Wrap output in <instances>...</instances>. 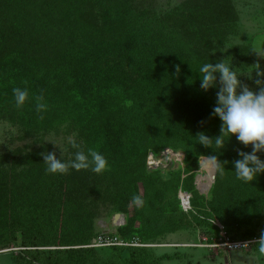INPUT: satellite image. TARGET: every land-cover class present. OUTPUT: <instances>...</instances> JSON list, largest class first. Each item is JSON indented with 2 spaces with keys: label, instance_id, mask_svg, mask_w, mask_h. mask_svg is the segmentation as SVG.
<instances>
[{
  "label": "rangeland",
  "instance_id": "374dc122",
  "mask_svg": "<svg viewBox=\"0 0 264 264\" xmlns=\"http://www.w3.org/2000/svg\"><path fill=\"white\" fill-rule=\"evenodd\" d=\"M197 1H211L210 3L229 7V17L233 15L231 19H234L235 16L236 26L229 32L227 46L238 44L249 47L256 64H244L232 54L226 55L224 50L218 61L227 59L225 62L232 64L242 84L258 92L264 87V0H133V5L144 9V21L147 19L158 22L166 9L180 3ZM38 5L50 8L52 12L41 16L43 25L35 24V6L29 5L24 24L26 32L31 34L40 28L43 36L54 42L60 32L59 24L62 32L69 30L66 23L59 21L67 16L66 11H59L60 4L54 0H39ZM12 8L16 9L14 6ZM13 9H8L10 15L17 12V9ZM17 20L19 21V17ZM58 21L60 23L57 25ZM1 26L0 24V58L6 55V51L10 52V55L19 51V36L9 37L7 41L1 38L5 33L16 34L17 26L10 29ZM47 45V57H50L51 45ZM21 46L24 47L25 44ZM42 58L46 59L45 56ZM186 65L181 72H184L186 78L190 77L192 82H198L200 87V67ZM5 74V68L0 64V100L9 90L8 83L12 82L11 79L5 78ZM49 75L51 72H48V77ZM136 76L134 72L132 77ZM257 81L261 83L258 84ZM57 84H60V80L52 83L50 81L45 91H51ZM18 87L27 89L32 104H37V98H33L37 97V94H32L34 84H27L19 78ZM164 89V92L161 91L153 98L138 91H127L123 106L120 107L121 111L99 107L102 114L113 113L108 116L110 120L120 117L122 120L118 129L123 127L124 130L121 129L118 138L114 137L115 130L103 133L98 131L97 134L102 136L98 143L89 142L93 131L82 122V119L88 118L87 114L80 119L85 129L79 130L74 124L77 113L71 112L69 117L72 119L58 121L62 116L57 104L53 105V109L43 108L37 111V122L30 125L0 115V157L6 156L5 159L11 161L10 166L19 172L34 169L36 165L46 166L44 162L31 165L29 155H34L37 161L43 160L42 153L55 152L57 158H62L69 164L67 172L72 171L70 183L80 178L95 179V176L103 179L97 193L91 197L96 200L99 212L94 221V230L100 232L99 235L138 240L143 244L139 248L150 252L148 258L152 262L264 264V258L255 259V241L259 239L261 232H264V173L259 174L252 182L238 180L231 163L239 158V150L251 152V145L246 147L243 144H230L231 140L225 138L226 141L229 140L219 152L214 143L212 147H206L198 144L197 136L190 135L191 132H204L210 138L217 136L211 133L213 130L218 133L217 127H221V121L218 116L210 115L216 104L217 88L213 87L208 91L199 88L200 97L207 101V106L198 107L199 111L194 112L196 115L179 108L175 99L168 97L167 86ZM58 96L56 98H59ZM95 97L99 103L103 95ZM27 99L26 104L29 101ZM90 103L96 104L95 98ZM2 105L0 102V108ZM8 108L10 106L2 109ZM90 108L92 111L98 109L87 107L89 111ZM150 111L166 114L153 129L149 127L147 120L144 121V116ZM134 120L138 121V127L133 125ZM217 120L219 123H216L215 127L212 122ZM72 141L77 147L72 146ZM235 145L237 150L233 149ZM89 150L99 152L106 158L107 166L103 172L95 173L91 168L80 171L70 166L77 151L88 153ZM162 152L166 154V159L160 155ZM175 154L181 156L178 161L173 158ZM211 155L218 157L221 167L223 161H228L223 168V175L218 172L217 162L211 159ZM258 155L264 160V151ZM204 159L212 163L210 171L203 169ZM116 212L122 214L118 220L120 224H114L112 221ZM93 239L89 245L93 246V250L86 253L87 264H128L130 249L100 246L96 244V238ZM20 245V236L8 246L0 245V264H16V254L22 249Z\"/></svg>",
  "mask_w": 264,
  "mask_h": 264
},
{
  "label": "trees",
  "instance_id": "16d2710c",
  "mask_svg": "<svg viewBox=\"0 0 264 264\" xmlns=\"http://www.w3.org/2000/svg\"><path fill=\"white\" fill-rule=\"evenodd\" d=\"M38 1L0 0L1 27L18 28L16 34H2V40L19 36V51L12 55L6 51L0 58L5 78L12 80L6 96L0 100L3 104L0 115L9 120L28 125L37 122V104H32L31 97L27 104L15 105L13 89L18 87L21 78L27 84H34L32 94H37L33 97L37 98V103L48 109L57 104L62 116L58 121L72 119L71 112L77 113L74 124L82 130L85 127L80 119L87 114L88 118L82 122L93 131L89 142L98 143L102 138L98 131L115 130L114 137L118 138L121 129L124 130L123 127L118 129L120 117L110 120L108 116L113 113L102 114L99 107L121 111L127 91H138L153 98L167 86L168 97L175 99L182 110L196 115L194 112L199 111L198 107L207 106V101L200 97L198 82H192L181 72L186 64L201 67L204 63L217 62L223 50L244 64H256L249 47L227 46L229 32L236 26L235 16L231 19L229 7L211 1L180 3L166 9L156 22L144 21V9L134 6L133 0H54L60 4L59 11H66L67 16L59 21L66 23L69 29L62 32L58 21L60 32L57 37L53 35L54 42L44 37L40 28L31 34L26 32L24 24L29 5L35 6V24L43 25L41 16L52 12L50 8L40 7ZM8 9L17 12L10 15ZM47 44L51 45L50 57H47ZM47 70L51 72L49 77ZM134 72L136 77H132ZM58 80L60 84L45 91L50 81ZM96 95H103L99 103ZM94 98L96 104H91ZM8 106L10 108L2 109ZM88 106L98 109L89 111ZM165 116L163 112L150 111L144 121L153 129ZM137 123L134 120L133 125L138 127ZM212 123L217 127L219 121ZM217 129L218 133L211 130V134L219 135L220 128ZM230 140V144H242L235 135ZM236 147L233 149L237 150ZM5 157H0L1 247L17 241L20 236L22 249L16 254V264H87L86 253L93 250V246H89L91 240L100 233L94 230L99 212L96 200L91 197L95 196L103 179L95 176V179L80 178L70 183L72 171L52 174L46 171L47 166L37 165L18 172ZM29 157L31 165L44 162L36 161L34 155ZM173 158L178 161L181 156L175 154ZM203 167L210 171L212 163L204 159ZM75 245L82 246L75 248ZM110 248L130 249L128 264H157L148 258L150 252L139 246Z\"/></svg>",
  "mask_w": 264,
  "mask_h": 264
},
{
  "label": "clouds",
  "instance_id": "9594fccd",
  "mask_svg": "<svg viewBox=\"0 0 264 264\" xmlns=\"http://www.w3.org/2000/svg\"><path fill=\"white\" fill-rule=\"evenodd\" d=\"M226 60L204 63L199 69L200 87L204 91L213 87L217 88L216 104L210 115L219 117L221 127L220 134L215 137L210 138L204 132H200L196 136L198 137V144L212 147L214 143L219 152L233 135L244 146L251 145V152L239 150V158L231 163L238 180L252 182L259 174L264 173V160L258 155L264 151V87L256 92L242 84L235 68L232 67L231 63H226ZM217 73L219 74V84H217ZM257 83L261 82L257 81ZM13 95L16 107H21L28 98V91L17 87L13 89ZM36 107L37 111H40L45 105L37 103ZM226 135L229 136L227 141L225 140ZM71 143L73 147H77L74 141ZM60 149L63 152L61 147ZM41 155L47 166V172L63 174L68 170L69 164L62 158H57L55 152L42 153ZM211 159L217 162V170L223 175V168L228 161H223V167H221L219 165L220 160L216 155H211ZM70 166L76 170L91 168L93 172L101 173L107 166V160L99 152L92 150H89L88 153L77 151L74 159L70 162ZM255 243L257 245L255 259L260 260L264 258V232H261Z\"/></svg>",
  "mask_w": 264,
  "mask_h": 264
},
{
  "label": "built area",
  "instance_id": "2783aa9c",
  "mask_svg": "<svg viewBox=\"0 0 264 264\" xmlns=\"http://www.w3.org/2000/svg\"><path fill=\"white\" fill-rule=\"evenodd\" d=\"M96 244L100 246H142L143 245V244H140L138 240H135V239L122 240L115 235L110 236V235H104V234H100L97 236Z\"/></svg>",
  "mask_w": 264,
  "mask_h": 264
},
{
  "label": "water",
  "instance_id": "95a60500",
  "mask_svg": "<svg viewBox=\"0 0 264 264\" xmlns=\"http://www.w3.org/2000/svg\"><path fill=\"white\" fill-rule=\"evenodd\" d=\"M160 155H163V157L166 159V154H164V152H162ZM214 174V173H213ZM122 214L120 212H116L113 214V218H112V221L114 224H116L118 222V224H120V222L118 221L120 218H121ZM220 227L221 225L218 224ZM93 242H95V239L92 240Z\"/></svg>",
  "mask_w": 264,
  "mask_h": 264
}]
</instances>
